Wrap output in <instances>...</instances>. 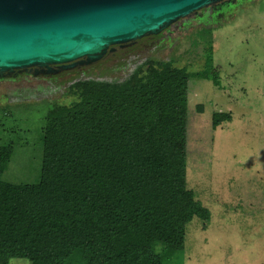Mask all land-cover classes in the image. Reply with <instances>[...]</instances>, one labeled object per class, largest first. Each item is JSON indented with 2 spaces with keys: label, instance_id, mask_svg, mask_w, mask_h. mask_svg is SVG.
<instances>
[{
  "label": "rangeland",
  "instance_id": "1",
  "mask_svg": "<svg viewBox=\"0 0 264 264\" xmlns=\"http://www.w3.org/2000/svg\"><path fill=\"white\" fill-rule=\"evenodd\" d=\"M208 16L115 49L93 65L0 78V147H13L0 179L41 181L42 136L47 122L75 102L71 86L120 81L146 59L172 61L190 78L183 264H264V0L227 3L221 14ZM215 112L233 119L213 129ZM97 191L93 183L61 178L47 167L35 259L9 264H54L60 244L89 215Z\"/></svg>",
  "mask_w": 264,
  "mask_h": 264
},
{
  "label": "trees",
  "instance_id": "2",
  "mask_svg": "<svg viewBox=\"0 0 264 264\" xmlns=\"http://www.w3.org/2000/svg\"><path fill=\"white\" fill-rule=\"evenodd\" d=\"M189 79L185 67L146 59L120 81L71 86L75 102L47 122L42 136L41 181L0 179V264L35 259L47 167L98 188L89 215L60 244L54 264H183ZM232 119L215 112L212 128ZM12 151L0 147V177Z\"/></svg>",
  "mask_w": 264,
  "mask_h": 264
},
{
  "label": "water",
  "instance_id": "3",
  "mask_svg": "<svg viewBox=\"0 0 264 264\" xmlns=\"http://www.w3.org/2000/svg\"><path fill=\"white\" fill-rule=\"evenodd\" d=\"M240 0H0V78L100 62Z\"/></svg>",
  "mask_w": 264,
  "mask_h": 264
},
{
  "label": "flooded vegetation",
  "instance_id": "4",
  "mask_svg": "<svg viewBox=\"0 0 264 264\" xmlns=\"http://www.w3.org/2000/svg\"><path fill=\"white\" fill-rule=\"evenodd\" d=\"M222 10H218L215 12L213 11L211 14L208 13V15H209L208 17L209 18H213L214 16L216 17L218 14H221ZM44 75H46V74H44ZM2 101H5V98H3V96H0V102H2Z\"/></svg>",
  "mask_w": 264,
  "mask_h": 264
}]
</instances>
